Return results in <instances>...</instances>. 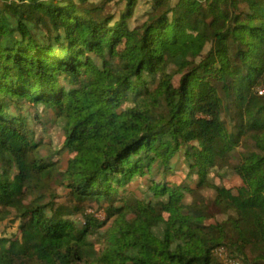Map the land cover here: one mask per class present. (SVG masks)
I'll return each mask as SVG.
<instances>
[{"label": "trees", "instance_id": "obj_1", "mask_svg": "<svg viewBox=\"0 0 264 264\" xmlns=\"http://www.w3.org/2000/svg\"><path fill=\"white\" fill-rule=\"evenodd\" d=\"M20 6L60 19L54 43ZM263 87L264 0H0V233L33 264H264ZM181 143L193 179L170 191Z\"/></svg>", "mask_w": 264, "mask_h": 264}, {"label": "rangeland", "instance_id": "obj_2", "mask_svg": "<svg viewBox=\"0 0 264 264\" xmlns=\"http://www.w3.org/2000/svg\"><path fill=\"white\" fill-rule=\"evenodd\" d=\"M87 3V2H86ZM79 16H86V13L79 10ZM18 13H24L22 16V19L25 21L26 25L30 28L32 32L38 33L43 38H46L47 34L50 32V35H53V38L51 40L52 43L55 42L56 37V31L59 29L60 19H54L50 17L47 13L40 10V8H35L33 11H29L27 7L20 6ZM20 18H17L16 16L11 20L12 23H15ZM91 21H101L103 20V16L98 9H93L90 12V16L88 17ZM17 30V29H16ZM58 36V35H57ZM89 54L91 56H94V51L90 50ZM219 91H221V84L217 81H215ZM264 88V87H263ZM44 105L40 104L39 109H43ZM31 109H33L30 106ZM45 119L47 120V127H49V134L48 138L56 144H59L63 139V131H62V121H57L55 125H51L49 121V116L45 113L44 115ZM103 117H94L93 123L97 127H101L103 124ZM145 156H143V160H145ZM195 158V156H193ZM189 165V159L186 155H184V145L181 143L178 153L174 155V157L170 160L169 167L166 168V171L157 172L156 179L160 180L161 183H163L165 186L170 187L171 189L176 185L179 180H183L185 184H188L193 179L191 175L186 174L187 167ZM164 185L159 184L160 187H164ZM147 183L146 181L140 179L137 181V183L133 184L132 188L128 192L127 200L132 203L138 202L142 197L147 195V192H150L149 189H147ZM112 200L116 199L114 196H110ZM246 200H252V197L246 194H242L239 197H237L238 202H243ZM118 201V200H117ZM193 202H189L186 205L185 212H187L191 217H194L197 213L200 212L201 208L200 206H212L213 211L216 213L218 218H223L227 215V211L223 207H221L219 204L213 203L209 198L203 199L200 203L197 201V198H193ZM119 202V201H118ZM115 201L116 204H119ZM195 202V203H194ZM99 216L103 215V209H100ZM210 229V227H208ZM4 246H10V251L12 254L11 258L9 259L10 264H33L32 260L27 256H21L15 254L14 244L11 238V229L8 227L2 228V233H0V251ZM53 246V243L44 244L41 245L40 248L42 251H46L49 248ZM218 247H221V251H218ZM214 254L215 256L223 261L225 264H234L233 262H229L227 259L229 255H232L228 251V249L224 245H218L214 248ZM234 256V255H233ZM235 261L239 264H244L243 259L239 256H234Z\"/></svg>", "mask_w": 264, "mask_h": 264}, {"label": "built area", "instance_id": "obj_3", "mask_svg": "<svg viewBox=\"0 0 264 264\" xmlns=\"http://www.w3.org/2000/svg\"><path fill=\"white\" fill-rule=\"evenodd\" d=\"M259 91L261 92L262 91V87H260ZM218 251L220 252L221 251V247H218ZM229 262H233L234 264L237 263V261H235V258L234 257H231L229 256L228 259H227ZM221 261V260H220ZM223 262V261H221Z\"/></svg>", "mask_w": 264, "mask_h": 264}]
</instances>
